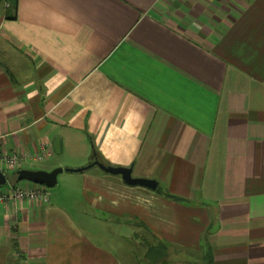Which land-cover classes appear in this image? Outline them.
<instances>
[{
	"label": "crops",
	"instance_id": "obj_1",
	"mask_svg": "<svg viewBox=\"0 0 264 264\" xmlns=\"http://www.w3.org/2000/svg\"><path fill=\"white\" fill-rule=\"evenodd\" d=\"M0 137V188L94 148L168 194L63 170L0 264H264V0H0Z\"/></svg>",
	"mask_w": 264,
	"mask_h": 264
},
{
	"label": "water",
	"instance_id": "obj_2",
	"mask_svg": "<svg viewBox=\"0 0 264 264\" xmlns=\"http://www.w3.org/2000/svg\"><path fill=\"white\" fill-rule=\"evenodd\" d=\"M55 149H57L58 143L55 142ZM93 160L88 162L86 165L78 168H54L51 171L45 170H28V169H20L17 171L18 180H25L27 182H31L38 185H45L47 187H54L57 183V175L61 173L63 170L72 171V172H80L84 171L90 167L97 166L103 172L112 174V175H120L121 179L125 184L130 186H142L151 190H155L157 187V182L153 179L141 178V177H133L131 173L130 167H119V166H110L106 165L96 157H91ZM5 175L0 171V185L5 183Z\"/></svg>",
	"mask_w": 264,
	"mask_h": 264
},
{
	"label": "built area",
	"instance_id": "obj_3",
	"mask_svg": "<svg viewBox=\"0 0 264 264\" xmlns=\"http://www.w3.org/2000/svg\"><path fill=\"white\" fill-rule=\"evenodd\" d=\"M0 146H1V137H0ZM24 155H19L16 153L7 154L1 152L0 150V171H4L8 168H17L19 164L23 161ZM37 159H40L41 156L37 155ZM46 200L47 191L43 186L35 185L30 188L22 187H1L0 188V201H9V200H20V199H38Z\"/></svg>",
	"mask_w": 264,
	"mask_h": 264
},
{
	"label": "rangeland",
	"instance_id": "obj_4",
	"mask_svg": "<svg viewBox=\"0 0 264 264\" xmlns=\"http://www.w3.org/2000/svg\"><path fill=\"white\" fill-rule=\"evenodd\" d=\"M51 163V161H48V162H43V163H36V164H34L33 166H31V168L32 169H39V168H43V167H45L46 165H49ZM63 169H65V168H63ZM93 170H95L96 172H99V173H101V171L97 168V167H93ZM64 172V174H66L65 172L66 171H63ZM102 174V173H101ZM6 178H7V182H11L12 181V176L8 173V174H6ZM21 182H26V183H28V184H34V183H29V182H27V181H21ZM7 184V183H6ZM5 184V185H6ZM34 185H37V184H34ZM52 187H48L47 189L48 190H50ZM65 193H66V191H65Z\"/></svg>",
	"mask_w": 264,
	"mask_h": 264
},
{
	"label": "trees",
	"instance_id": "obj_5",
	"mask_svg": "<svg viewBox=\"0 0 264 264\" xmlns=\"http://www.w3.org/2000/svg\"><path fill=\"white\" fill-rule=\"evenodd\" d=\"M97 154H98V153H97L96 149L93 148L92 157H96V156H98ZM96 158H97V157H96ZM17 181H18V180H17V178H16V182H17ZM156 192L159 193V194H162V195H168L166 192H163V191L161 190L160 187H157Z\"/></svg>",
	"mask_w": 264,
	"mask_h": 264
}]
</instances>
